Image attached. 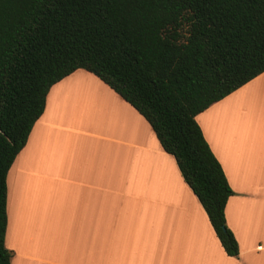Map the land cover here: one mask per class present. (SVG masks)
I'll list each match as a JSON object with an SVG mask.
<instances>
[{
    "label": "crops",
    "instance_id": "crops-1",
    "mask_svg": "<svg viewBox=\"0 0 264 264\" xmlns=\"http://www.w3.org/2000/svg\"><path fill=\"white\" fill-rule=\"evenodd\" d=\"M254 84L264 87V73L195 117L233 192L224 212L237 257L146 120L76 70L50 88L8 171L10 264H264V125L239 120L235 105ZM84 93L117 120L100 126L68 104Z\"/></svg>",
    "mask_w": 264,
    "mask_h": 264
},
{
    "label": "trees",
    "instance_id": "trees-1",
    "mask_svg": "<svg viewBox=\"0 0 264 264\" xmlns=\"http://www.w3.org/2000/svg\"><path fill=\"white\" fill-rule=\"evenodd\" d=\"M76 70L146 120L237 257L233 192L195 117L264 73V0H0V264L8 171L50 88Z\"/></svg>",
    "mask_w": 264,
    "mask_h": 264
},
{
    "label": "rangeland",
    "instance_id": "rangeland-1",
    "mask_svg": "<svg viewBox=\"0 0 264 264\" xmlns=\"http://www.w3.org/2000/svg\"><path fill=\"white\" fill-rule=\"evenodd\" d=\"M251 88H252V85H251L250 89ZM247 89H249V88H247ZM247 89H245V93H246ZM250 89H249V92L251 91ZM253 89L261 92V91H263L264 87L262 85H259L258 88H256V85L254 84L253 85ZM239 97H240V95H239ZM244 98L245 99H236L235 98L236 99L235 100V105H236V107L238 109L237 111H239L238 119H239V117L241 118V116H242V118L248 117V119L250 120L251 124L258 125V126L260 125L259 127H263L264 123L259 124L258 123V119H259L260 116H261V118L264 119V104L261 106L260 111H257V108L254 106L255 104L251 103V101H247V100H249V98H247V96L244 97ZM99 99H100L99 95H97V97H96V96H94L92 94L87 95V94L84 93V94H82V95H80L78 97L69 98L68 99V101H69L68 104L69 105L71 103L76 104V107L78 109H80L79 112L82 115H86V116L90 115L88 117H90L92 120H94L96 122L97 121L101 122L100 126L105 123L106 118L107 119L117 120V117H119V115L117 114V117H115V114H116L115 109H113V111L111 113H109V115L107 113V116L103 112V110L100 112L99 110L95 109V108L99 107V105H98V100ZM93 111H95V112H93ZM222 111H225V110L223 109ZM74 120L75 121H80L78 117L74 118ZM100 126H98V127H100Z\"/></svg>",
    "mask_w": 264,
    "mask_h": 264
},
{
    "label": "bare ground",
    "instance_id": "bare-ground-1",
    "mask_svg": "<svg viewBox=\"0 0 264 264\" xmlns=\"http://www.w3.org/2000/svg\"><path fill=\"white\" fill-rule=\"evenodd\" d=\"M256 88H258L257 85H256ZM249 89H247L246 91L248 92L247 98H249V100L247 101H251V103H254L255 104L254 106L257 108V111H260L261 106L264 104V89L261 92L253 89V87L250 89L251 90L250 92H249ZM258 123L259 124L264 123V119L261 118V116L258 119Z\"/></svg>",
    "mask_w": 264,
    "mask_h": 264
}]
</instances>
